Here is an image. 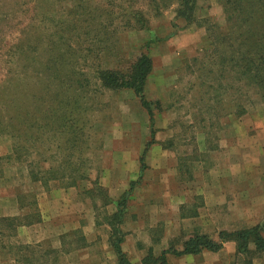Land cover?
I'll use <instances>...</instances> for the list:
<instances>
[{
    "label": "rangeland",
    "instance_id": "374dc122",
    "mask_svg": "<svg viewBox=\"0 0 264 264\" xmlns=\"http://www.w3.org/2000/svg\"><path fill=\"white\" fill-rule=\"evenodd\" d=\"M127 2L133 6L126 18L136 14V19L122 26L125 18L117 5L123 8ZM178 7V0H0V213L13 211L14 203H24L27 212L31 201L44 209L46 191L63 185L55 180L42 185L32 172L41 168L66 176L65 164L76 168L82 163L90 181L81 186L93 191H83L82 214L95 212L105 220L106 190L91 182L126 184L129 167L139 166L141 152L153 139L168 148L179 178L191 187L208 184L212 176L225 177V164L238 160L240 149L230 146L236 134L251 138L255 155L264 160V90L262 94L243 78L237 82L238 67L226 66L223 59L227 74L221 77L212 53L210 31L228 32L222 3L197 0L191 23L176 17ZM233 30L239 35L237 27ZM221 50L230 53L227 44ZM142 52L153 59L146 88V98L156 102L153 137L149 115L134 92L111 89L98 75L106 69L127 71ZM238 106L244 113L235 116ZM256 122L262 129L257 140ZM244 158L240 154L239 159ZM249 171H244L242 182L257 188L259 180ZM161 172L151 165L144 174L154 181ZM239 194L243 199L248 195L246 189L237 190ZM248 202L243 200L239 211H245ZM232 204L228 202L225 211ZM127 206L137 208V200H127ZM258 224L264 226V217ZM84 232L92 240L91 227L85 225ZM26 236L19 228L6 229L0 242L17 246ZM10 255L6 249L4 256ZM59 255L46 252V258L56 262ZM254 257L253 264H264V255ZM246 258L237 255L229 264H243Z\"/></svg>",
    "mask_w": 264,
    "mask_h": 264
},
{
    "label": "crops",
    "instance_id": "0c3cea01",
    "mask_svg": "<svg viewBox=\"0 0 264 264\" xmlns=\"http://www.w3.org/2000/svg\"><path fill=\"white\" fill-rule=\"evenodd\" d=\"M147 85L148 81L146 88ZM146 93L145 90V95ZM258 127L256 122L254 127L256 140L258 139L257 135H260L262 131ZM234 138L230 142V146L240 149V152L235 154V158H238L237 161L231 160L230 163L225 164L228 165L222 169L225 177L212 176L211 182L202 185L197 183L195 188L179 178L176 159L174 156L167 155L168 148L164 147L163 143L154 139L149 146L146 144L139 156V166L136 165L134 169L129 167V178L126 184L125 182L120 184L113 180L104 182V185L103 182L98 183L104 187L111 200L109 204H102V207L106 208L103 211L105 220H101L98 213L95 212L82 214L83 210L80 209V206L84 203L83 191L86 193L91 188L83 190L81 185L87 181H80L76 186L69 188L58 187L49 192L46 191V201L45 198L42 199L44 209L41 205L42 208L38 209L41 221L19 227V231L27 235L24 244L32 246L35 243H40L41 245L37 246L40 248V254L58 252L60 264H120L110 243L111 226L108 219L118 210V201L124 195L128 200H137V208L130 209L127 206L126 219L122 223L123 226L121 225L126 233L121 247L123 251L132 255L130 258L132 264H142V260L149 250H152L156 256L175 244L177 245L174 247L179 246L180 250L182 242L195 234H208L214 239H218V233L221 230L233 231L258 224L264 217L263 155H255L257 152L251 145V138L246 136L244 139L242 133L234 135ZM219 150L221 153L222 148ZM154 154L155 159L153 158ZM240 154L243 157L245 155V158L239 159ZM143 155L145 169L142 172L141 157ZM151 165L159 171L162 170L160 176L154 179L155 182L144 174L147 167L151 168ZM248 170L259 180L257 188L246 187L245 182H242L244 175H247L244 171ZM179 184H182L180 189L177 188ZM236 185H239V188ZM233 186L236 187L233 188ZM239 189L241 191L246 189L248 195L244 199L242 194L236 195V191ZM68 191L70 195H68ZM197 199L200 201L198 204L195 203ZM243 200L250 202L247 203L245 211H239V208H242ZM163 201H174V203L172 206L162 205ZM228 202H234L232 212L231 210L225 211ZM185 205L194 206L195 209L186 212ZM13 206V211L0 213V216H16L26 212L23 211L24 208H20L18 203H14ZM165 206L168 207L165 208ZM168 209H171V213L167 211ZM70 215L72 218L68 219ZM85 225L91 227L94 232L92 240L84 232ZM101 229L104 231L106 229V234L100 233ZM181 236L183 239L179 241ZM70 237H73V241L68 240ZM87 237L89 240L82 243L81 241ZM3 243L0 242V264H20L13 257L4 256L6 247ZM236 256V242L230 240L226 241L223 248L217 252L203 250L196 255H176L167 252L166 260L169 264H229ZM59 260L56 262L55 259L41 256L35 263L59 264Z\"/></svg>",
    "mask_w": 264,
    "mask_h": 264
},
{
    "label": "trees",
    "instance_id": "16d2710c",
    "mask_svg": "<svg viewBox=\"0 0 264 264\" xmlns=\"http://www.w3.org/2000/svg\"><path fill=\"white\" fill-rule=\"evenodd\" d=\"M122 1V0H120ZM197 0H178L179 7L177 9V18L185 20L187 23H191L193 19V13L195 11ZM109 2V0H108ZM125 2V0H124ZM223 5L224 12L226 13V22L228 23V32L224 34L221 28H218V32H211L210 37L213 40L212 53L217 56L216 62L220 68V76L223 77L227 72L223 70L221 59L226 62L228 67H238L235 71V78L238 82L239 79H245L248 85L258 87V90L262 93L264 90V0H220ZM133 5H127L121 8L117 5V9L123 10L122 19L125 18V23L130 24L133 19H136L132 14L131 18H126L130 15L129 8ZM134 13V12H131ZM140 20V19H138ZM212 26L217 27V24ZM233 27H237L240 30L239 35H236ZM244 35L243 40H239L240 36ZM224 44L229 45L230 53H223L221 46ZM241 65L242 72L239 67ZM153 71V59L146 53L142 52L134 63L127 69V71L117 70H99L100 80L111 89H130L134 92L139 99L141 106L146 110L150 118L151 136H154V104L156 102L150 101L146 98L145 90L149 76ZM213 72H215L213 70ZM216 72H219L217 70ZM234 78V79H235ZM263 94V93H262ZM264 98V94L261 95ZM238 106L237 111H234L235 116L243 112ZM231 114V113H230ZM147 143L149 146L152 142ZM141 171L145 169L144 155L141 157ZM66 170L69 171L68 175L55 174L51 170L41 169L35 174L32 172L34 181L41 182L42 185H47L49 181L55 180L62 183L63 187L76 186L80 181H90L89 177L84 173V166L82 163H77L76 168L65 164ZM63 168V167H62ZM59 170L58 172H60ZM49 172L52 174L49 176ZM142 175V173H141ZM93 185H99L97 179L91 182ZM102 187V186H98ZM101 189L104 190L102 187ZM93 192L92 189L87 190ZM105 191V190H104ZM103 195L104 205L111 203L107 192ZM127 197L124 195L118 201V210L109 217L108 221L111 226L110 243L114 248L120 264H132L129 254L122 250L121 243L124 240L125 232L122 231L121 225L124 221L125 214L127 212ZM28 211L24 214L16 216H2L0 217V235H4L5 230L16 232L21 226H29L41 221V214L38 211L36 201L30 202ZM26 205L20 203V208H24ZM6 228V229H5ZM233 240L237 245V255H246L244 264H253L254 256H262L264 254V226L262 224H256L251 227H245L233 231L221 230L218 233V239H214L208 234H195L189 239L182 242V249L178 250L170 247L164 250L162 254L156 256L152 250H149L142 260V264H169L166 260L167 252H172L176 255L182 254H197L203 250H209L217 252L223 248L226 241ZM3 243V242H2ZM3 245V244H2ZM3 247V246H2ZM5 249L9 250L11 257L20 264H36L41 256H46V252L40 254V248H36L30 244H18L5 245ZM14 250V251H13Z\"/></svg>",
    "mask_w": 264,
    "mask_h": 264
}]
</instances>
